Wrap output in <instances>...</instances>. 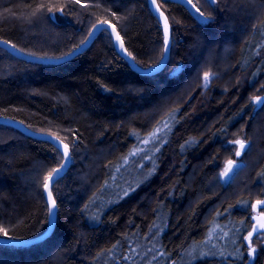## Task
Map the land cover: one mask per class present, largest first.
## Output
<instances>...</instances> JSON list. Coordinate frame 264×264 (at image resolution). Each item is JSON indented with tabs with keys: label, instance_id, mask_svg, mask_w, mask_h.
Listing matches in <instances>:
<instances>
[{
	"label": "trees",
	"instance_id": "obj_1",
	"mask_svg": "<svg viewBox=\"0 0 264 264\" xmlns=\"http://www.w3.org/2000/svg\"><path fill=\"white\" fill-rule=\"evenodd\" d=\"M156 3L171 44L151 75L132 69L108 30L57 64L0 46V116L59 137L71 155L51 186L52 233L0 243V264H264V246L250 259L242 241L264 197V104L253 101L264 91V0H192L207 22L182 0ZM102 20L137 65L160 60L148 0H0V40L36 56L70 53ZM242 132L246 163L221 183V163L234 158L225 141ZM62 162L52 142L0 123L1 237L46 230L43 185Z\"/></svg>",
	"mask_w": 264,
	"mask_h": 264
},
{
	"label": "snow or ice",
	"instance_id": "obj_2",
	"mask_svg": "<svg viewBox=\"0 0 264 264\" xmlns=\"http://www.w3.org/2000/svg\"><path fill=\"white\" fill-rule=\"evenodd\" d=\"M76 3H79L80 0H75ZM150 2L153 5H156L155 10L157 12H159L160 16H164V13L162 11H160V6L158 4H156V0H150ZM206 3L210 4V5H214L216 4L217 0H205ZM188 3L192 5V7L195 9V11L197 13H199L201 19L203 22H207L208 17H205L204 12L201 11V9L199 7H197L195 4H192V0H188ZM114 14V13H113ZM109 22L107 20H102L99 21L98 24L93 25V29L95 31H99V30H104L107 31L106 28H104L103 26L108 25ZM112 31L115 32V27L111 26ZM93 33H89V36H91ZM163 51L161 53L160 56V60L157 62V64L155 66H150L149 67V71H156V69L159 67V65L161 63L164 62L165 59H167V55L168 52L170 51V26L168 23V19L167 17L164 18V28H163ZM116 41L119 42V47L125 52L127 53V55L129 57H131L133 59V61H135V57L132 56V54L130 52L127 51V49L124 47V43L123 40L120 36L119 33H116ZM86 41H82L81 45L83 43H85ZM3 43L8 44V41H3ZM81 45H77V48H79ZM11 47L15 48L16 46L14 44L11 45ZM69 55H71V53H69ZM56 59H63V57H57ZM204 80H205V86H207V82L209 80V73L205 72L204 73ZM254 100L256 101L257 104H264V100L261 99L260 96H256L254 97ZM165 127H167V124L165 123ZM49 139H51V137H49ZM53 146L56 148L57 153L61 155L62 159L65 161L63 164H61L58 168H53L51 172L48 173V175L45 177V183L43 185L44 189L47 191V202L50 203L51 207L48 210V217H49V223H51L52 219L55 216V209H56V201L53 198V193L51 190H49V186L50 183L51 184H55L58 182V179L60 177V173L63 171L64 168L67 167V164L70 162L71 157L69 155V144L64 143L62 140L59 139V137L56 138V140L52 141ZM236 144H238L240 146V149L243 150L245 147V143L243 140H236L235 141ZM61 145H62V151H61ZM236 155H240V152L237 151ZM235 163V161H228V167L225 169V171L223 173H221V176L227 177L229 175V172L232 171V165ZM127 193H125L126 195ZM257 203H261L260 201H258ZM256 234L257 237H261L264 236V222H261L258 224V226L254 225L252 227V230L248 232L247 236L242 237V241H247V255L250 259H254L255 258V253L257 251L256 247L253 245L252 242V237L253 234ZM4 237L7 239H13V237H9L7 232H4ZM261 243H264V240H261ZM151 251V250H150ZM237 254L241 256H243L242 253H239V251L237 250ZM221 255H224V253L222 252ZM125 259H127V257H125Z\"/></svg>",
	"mask_w": 264,
	"mask_h": 264
},
{
	"label": "water",
	"instance_id": "obj_3",
	"mask_svg": "<svg viewBox=\"0 0 264 264\" xmlns=\"http://www.w3.org/2000/svg\"><path fill=\"white\" fill-rule=\"evenodd\" d=\"M183 2L185 3H188L187 0H182ZM148 4H149V7L151 8V10L157 15V17L159 18V21L161 23V26H162V30L164 28V18L165 16H160L159 15V12H157L155 10V7L156 5H153L150 0H148ZM157 4V3H156ZM189 4V3H188ZM98 24V23H97ZM96 25V24H95ZM111 26H114L113 24L109 23L108 25H105L103 26L104 28H106L112 35V38H113V41L115 43V46L117 47V49L119 50V53L121 54V56L123 58H125L127 60V62L130 64V66L132 67V69H134L135 71L141 73V74H147V75H151V74H154L156 72H159L163 69V67L165 66L166 62H167V59L169 57V52H168V55H167V59L164 60L163 63H161L159 65V67L156 69V71L152 72V71H149V67L147 68H142L140 67L139 65H137L135 63V61H133V59L131 57H129L127 55V53H125L120 47H119V42L116 41V33L117 32V29L115 28V32L112 31V28ZM115 27V26H114ZM103 30V29H102ZM101 30L99 31H95L93 28L91 30L90 33H93L91 36L88 35L87 39L85 40L86 42L83 43L79 48H75L73 51H71V55L66 54V55H63V56H59V57H63V59H56L57 57H44V56H36V55H31V54H27V53H24L22 51H20L19 49L17 48H13L11 47V44H5L3 43V40H0V46L7 49L9 52H11L12 54H15L17 55L18 57L20 58H23L27 61H31V62H38V63H54V64H57V63H60V62H63L71 57H73L74 55H76L77 53L79 52H82L84 51L85 49H87L89 47V45L92 43V41L95 39V37L99 34ZM170 44H171V33H170ZM125 47V46H124ZM156 65V64H155ZM153 65V66H155ZM0 123L1 124H6V125H9V126H12L14 128H16L17 130H19L20 132L24 133L25 135H28V136H32V137H37V138H40V139H45V140H48L50 142L56 140V136L54 135H49V134H45V133H41V132H35L33 130H31L30 128H28L27 126H25L21 121L19 120H16V119H13V118H10V117H3V116H0ZM49 137H51V139H49ZM61 140V139H60ZM61 151H62V145H61ZM69 155H70V151H69ZM65 161L63 160L62 164L64 163ZM71 162V160H70ZM70 162L67 164V167L63 169V171L60 173V177L68 170L69 166H70ZM58 168V167H57ZM53 184L50 183V186H49V190H51V186ZM44 193H45V197H46V200H47V191L44 189ZM48 204V209L51 207L50 203L47 202ZM57 209V207H56ZM56 209L54 210L55 213H56ZM56 216V214H55ZM55 216L54 218L52 219L51 223L48 222V227L46 228V230L39 234L38 236L36 237H33V238H30V239H7L5 237H1L0 236V243H5V244H13V245H26V244H31V243H34V242H38V241H41L45 238H47L53 231L54 229V225H55ZM253 219H254V225L258 226L259 223L261 222H264V215L263 214H253ZM49 221V220H48ZM252 230V229H251ZM255 234V233H254ZM253 234V235H254Z\"/></svg>",
	"mask_w": 264,
	"mask_h": 264
},
{
	"label": "rangeland",
	"instance_id": "obj_4",
	"mask_svg": "<svg viewBox=\"0 0 264 264\" xmlns=\"http://www.w3.org/2000/svg\"><path fill=\"white\" fill-rule=\"evenodd\" d=\"M208 20H209V17H208ZM213 76H214L213 73H209V80L207 82V86L210 85L211 79H212ZM205 83L206 82H205V80L203 78V84L202 85L204 87H207V86H205ZM257 96H260L261 99L264 100V91H262V94L257 95ZM253 101H254V105H255L254 110L255 109H259L262 106V104H257L256 101L254 100V98H253ZM238 139L239 140H243L244 143H245V147H244L243 150H241L240 146L235 143V141L238 140ZM225 145L231 147L230 149L234 152V158L226 159V160H224L221 163V165L219 167V170H218V177H219V181L221 183H226L238 169H240L242 166H244L246 161L244 160L243 155H246L247 151L251 148L250 140H249V138H247V136L243 132H242V134L234 136V137H232V139L225 141ZM237 151L240 152V155H236ZM252 153L253 152L251 150L250 154H252ZM70 157H71V155H70ZM230 160L235 161V163L232 165V171L229 172V175L227 177L221 176V173H223L225 171V169L228 167V161H230ZM258 201H260L261 203H257ZM252 213L253 214H255V213L256 214H260L261 213V214L264 215V197L260 198V199H257V200H255L253 202V204H252ZM261 240H264V236L257 237V235H256L255 242L253 243V245L256 247V249L259 246H264V243H261Z\"/></svg>",
	"mask_w": 264,
	"mask_h": 264
}]
</instances>
